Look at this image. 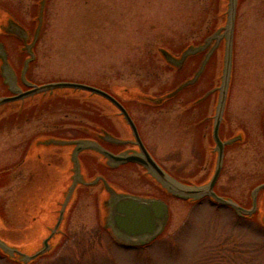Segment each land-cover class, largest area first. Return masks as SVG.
<instances>
[{
	"label": "rangeland",
	"instance_id": "rangeland-1",
	"mask_svg": "<svg viewBox=\"0 0 264 264\" xmlns=\"http://www.w3.org/2000/svg\"><path fill=\"white\" fill-rule=\"evenodd\" d=\"M41 2L42 14L40 0H0V32L10 33L7 37L0 33V51L9 65L8 70L1 71L12 89L19 87L18 74L26 57L24 73L32 82L75 81L124 98L138 120L144 143L162 165L175 174L192 179L189 181L192 186L207 184L217 157L210 138L220 97L226 46V37L216 35L214 40L209 35L227 26L228 0ZM232 42L221 136L230 138L238 134L243 137V143L230 144L226 148L219 183L228 184L224 195L244 203L249 189L264 178L263 106L259 101L257 104L249 102L262 96L264 0L237 1ZM206 43L214 48L208 60L204 57L186 79L170 89L181 78L166 66L164 68L166 56H177L183 63L184 55L181 54L186 48L201 47ZM200 76L202 81L195 91L210 85L215 88L205 106H201L204 114L211 115L207 126L201 129L205 132L201 142L190 139V135H179L174 124L178 123L181 112L168 117L171 107L159 112L139 106L148 105L137 99L143 91L149 97L155 96L148 103L163 105L172 99L157 102L164 92L193 84ZM1 78L0 73V96L9 92L1 86ZM211 92L212 89L203 97ZM52 94H58L59 98L44 100L38 106L32 103L26 117L24 113H16L14 106L17 103L0 106V109L15 111L0 117V171L19 159L23 144L35 132L44 134L52 130L65 136L72 135L68 128H73L74 121H85L86 112L91 116L105 114L115 129L120 130L116 132L118 135L131 138L116 110L103 99L69 89ZM65 98L83 100L76 103ZM238 128L244 130L245 138ZM47 141L49 139L38 140L35 144ZM67 157L62 153L59 155L64 162L59 175L54 168L47 175H40V180L32 185L25 186L20 180L11 183L0 180V207L6 208L14 221L13 228L19 226L18 209L25 204L24 198L30 200L27 202L31 205L28 216L43 217V223L28 222L30 228L26 236L17 232L4 233L0 222V237L10 249L23 255L32 254L54 231L57 216L73 183L69 177L72 163ZM83 173L89 183L98 178L91 179L92 172L84 170ZM125 173L126 176L113 173V177L120 180L116 184L108 182L112 190L120 193L129 189L136 196L160 198L166 202L168 218L154 239L147 244H133L114 235L109 229L110 195L101 192L100 184L89 186L84 182L81 184L85 187L95 188L80 190L79 196L73 198L76 203L72 205L68 201L64 210L66 216L70 207L75 206L71 209L68 226L71 237L63 238L64 220L57 235L50 240L53 250L33 264H264V227L258 221V216L264 219V204L259 206L258 216L244 221L226 208L213 206L207 199L198 204L176 199L145 176L151 184L147 186L148 182L141 180L135 170ZM0 264L13 263L0 256Z\"/></svg>",
	"mask_w": 264,
	"mask_h": 264
},
{
	"label": "flooded vegetation",
	"instance_id": "flooded-vegetation-1",
	"mask_svg": "<svg viewBox=\"0 0 264 264\" xmlns=\"http://www.w3.org/2000/svg\"><path fill=\"white\" fill-rule=\"evenodd\" d=\"M8 17L11 19V16H8ZM0 30H1V24H0ZM0 33L5 34L6 37L10 34V33H5V32H0ZM16 35L20 36L19 34H16ZM213 50L214 49L206 45L203 49L200 48L196 52V55H189L188 58L184 61V63H179L178 61H176L177 58H175L169 61L167 65H163L164 68L166 66V69L171 71L176 76H180L181 78L172 87H170V89L176 86L182 80L186 79V77L189 76L194 71V69L202 61V59L206 56L208 57L209 55L207 54L212 53ZM174 57H177V56H174ZM25 62H26V57H24V60L22 61V65L20 67V71L18 74L19 75L18 81L20 83L18 84L19 87L16 89L19 90L18 92L19 94L18 93L15 94V92L11 93L10 91L8 92V88L5 85H3V83L1 82V86H3L6 89L8 94L1 95L0 97L6 98V97H14V96L20 95L19 99L6 102L3 105L7 106V105H13V103H17L15 104L16 106H14L15 107L14 109H17L16 113L19 115L24 113L26 117L27 111L30 110L29 108L32 107L33 104L34 106H38L39 103H43L44 100L47 101V99L50 100L51 98H54V100H56L59 98L58 94H52V93L54 91H57V90L59 91V90H64V89L47 88V89L37 90L38 88L43 87L45 85L57 83L60 81H52V82H47V83L30 81L26 77V74L22 75V70L24 68ZM201 81H202V78L200 76L197 79V81H195L192 85H190L189 87H186L184 90H182L177 95H175L172 99L166 101L163 105H153V106L150 105L151 106L150 107L149 105L139 104V106L145 107L150 110L159 111V112L171 107V109H169V111L167 112L168 117L175 112H177L178 114L179 112H181L178 115V123L175 122L174 124L175 128H177L176 130L179 131V135H182V136L190 135V139L195 138V140L198 139L201 142V140L205 136L204 134L205 132H203L201 129L204 125L207 126V122L211 120L210 119L211 115L209 113L204 114L203 108L201 106L204 105V103L207 100H209V98H211L210 96L212 95V93H209L205 97H203V94L213 89V86L210 85L208 88H205L204 90L195 91L194 89L198 86V84H200ZM262 86H263L262 96L261 95L259 97L257 96L255 99L249 100V102L252 101V103L256 102L257 104V101H259L258 102L259 105L263 106L262 112H264V94H263L264 93V78L262 79ZM69 90L74 91V92L77 91V90H72V89H69ZM104 92L110 95L120 105V107L126 112L130 121L133 123L134 127L136 128V131H137V134H138V137L141 143L144 145L145 149L151 155L153 160L159 165V167L166 174H168L169 177H172L175 180L181 181L184 184L191 181L192 179H189L188 177H184V175L175 174V172H173L172 170L165 168L162 165V163L159 161V159L155 157L151 149L144 143L142 136L140 134V125L138 123V120L134 117V115L129 109L130 103L124 98L122 99L121 97H118L112 93H109L106 91ZM160 92L162 93L163 91H160ZM88 94L92 95L90 93ZM97 97H99L100 99H103L107 104L111 105L116 110V113L119 115V118L122 120V122L128 128L131 134L130 139L125 138L121 135H118L117 133L120 130H118V128L115 129V126L111 123L110 118L107 117L105 114L102 115L100 113L99 115L91 116V115H88V113L86 112L87 118H85V121H74V124H72L73 128H68V130H71L73 132L72 135L65 136V135H62V133L60 134L59 132H53L52 130L51 131L48 130L49 133L45 131L44 134L35 132V134L31 136L29 139H27L25 143L23 144L21 151H20L19 159L9 164L8 166H6L0 171V180H2L3 182L7 181L8 183H11V181L14 182L15 180H20L19 182H22L25 186H27V184L32 185L34 181L40 180V177H41L40 175H47V173H49V170L52 171V169L54 168H55V171L57 172V175H59L58 172L62 170L61 168H63L64 166V162L63 160H61L62 158L59 159V155L61 153L64 155H68L69 160L73 163L72 159L74 158V151L77 150L79 147L81 148L80 152L78 153V161H79V166H80L79 167L80 168L79 177H82V180H85L84 173H83L84 170L87 173L92 172L90 173V174H93L91 176L92 178L91 177H88V178L94 179L98 177L99 179L98 178L97 179L99 181L103 179L113 184H116L117 180H120L119 178L113 177V173H117V172H120V174L126 176L125 172L135 170L137 175L141 178V180L146 178L142 175L145 172V169L142 168L140 165L133 163V162L119 163V162L109 159L107 155L105 154V153H108L112 156H117L121 154H135V153H139V149L136 144V138L134 137L133 131L130 125L128 124V121L125 118L122 111L110 100L104 97L98 96V95ZM65 99L69 101H75L76 103L81 102V100H83L80 98H72V99L65 98ZM6 109L7 108L0 109V117L3 116V114L6 117L10 115L12 111H14L12 109H9V111ZM177 109H179V111ZM262 117L263 118L261 119V131H262V135L264 138V115ZM221 121L218 127V136L221 142L225 143L222 149L223 157H224L226 148L230 146L229 144H232V145L242 144L243 137L237 134L236 136H232L230 138H223L221 136V125H222ZM214 123H215V120L213 122L210 140L213 141V144L215 145L214 151H215V155H217L218 150H217V146L213 140V135H212ZM238 131L239 133H242L245 138L244 130L242 128H238ZM236 137H238V139H235ZM45 139L47 140L49 139V141L35 144L38 140L44 141ZM59 140H62V141H59ZM246 140L244 141V143L246 142ZM63 141H77L79 143L77 144L73 143L71 145L70 143H66ZM86 146H90V147L92 146V148L86 149ZM133 149H137L138 151L137 150L135 151ZM100 158H102L103 161H100ZM87 165L89 167V172H88ZM222 166H223V158H222V165L220 168L219 176L213 187V192L218 197H223L224 199L233 200L238 205L243 207L245 210H248V211L251 210L250 215L244 214L243 218L253 220L256 217V215L260 213L261 211V207L259 206H261V204H264V178L261 179L259 182H257L254 186H252L251 189H249L246 198L244 197L245 202L239 203L237 199L224 195V192L227 190L228 184L221 185L219 183V178L222 173ZM124 168H126V171H122V169ZM74 169L75 168L72 166L71 172H70L71 174L69 175L71 180H74L77 176ZM61 176H63V174ZM144 180L146 181V179ZM195 180H197V178ZM148 181L149 180L147 179L146 182ZM146 185L151 186L149 182ZM84 188L90 189L89 187H85L81 185L77 190V196H79L80 190ZM92 188H95V187H92ZM124 193L134 195L132 191L129 189H127L126 192L124 191ZM142 193H138V194H142ZM24 200H25V204L21 205V207L18 209V213H19V216L17 217L19 221L18 227H14V228L12 227L14 221H12L11 218L9 217L8 212L6 211V208L4 206H2L3 209L2 207H0V222L2 223V230L4 233L9 234V233L17 232L20 235L25 234L26 236L27 229L30 228L27 226L28 222L34 223L38 221L39 223H43L42 216H39V215L38 216L36 215L28 216L31 211L30 210L31 205L27 204V202H29L30 200L27 198H24ZM74 207L75 206H72V208ZM72 208H70V210L68 211L65 217L66 219H65L64 234H63L64 240H67L71 237V233L68 231L69 230L68 226L71 223L70 213H71ZM226 209L230 210L228 207ZM259 220H260L261 225L264 226V220H262V218L261 219L258 218V221ZM0 239L2 238L0 237ZM17 257L19 261L13 258H10L5 253L3 256L4 259H6L7 261L13 264H24L22 260L24 256L23 258L21 256H17ZM24 260L26 259L24 258ZM34 262L36 261L33 259V260H29L28 263L26 264H33Z\"/></svg>",
	"mask_w": 264,
	"mask_h": 264
},
{
	"label": "water",
	"instance_id": "water-1",
	"mask_svg": "<svg viewBox=\"0 0 264 264\" xmlns=\"http://www.w3.org/2000/svg\"><path fill=\"white\" fill-rule=\"evenodd\" d=\"M237 1L238 0H228L229 11H228V16H227V26L218 28L216 32H214L213 35L211 36L214 39L215 38L217 39V37H215L216 35L217 36L219 35L220 38L226 37V46H225L224 72H223V77H222L220 97L218 101L215 123H214L213 133H212L214 142L217 146L218 156H217L216 168L214 170V173L211 179L209 180V182L205 185L187 186L169 177L153 160V158L150 156V154L147 152V150L141 143L138 137L136 128L134 127L133 123L130 121L126 112L120 107V105L110 95H108L104 91L98 88H95L93 86L75 83V82L52 83V84H48L43 87H40L37 90L47 89V88L49 89L71 88V89L87 91L92 94H96L98 96H101V97H104L110 100L122 111L125 118L127 119L128 124L130 125L133 131L134 137L136 138V144L138 146L139 153L122 154V155H117V156H112L108 153H105L109 159L119 162V163L133 162V163H137L143 166L147 170V172L160 183V185L163 188H165L169 193H171L172 195L178 198L188 200L189 202H194V201H198L202 199L205 196H208L212 198L213 200H216L219 203L230 205L241 216H244V214L250 215L251 210L250 211L245 210L241 208L239 205H237L235 202H233L232 200L218 197L213 192V187L220 173L222 157H223L222 149L225 144V143H222L221 140L219 139L218 127L220 124L222 112L224 110V104H225V99H226L227 89H228V84H229V78H230V69H231V62H232V41H233V31H234ZM40 3H41L40 9H41V14H42V8H43L42 3L43 2H41L40 0ZM221 30H223L224 32H221ZM188 49H191V48H188ZM194 50H187V52L184 55H187L193 52ZM0 63H1V66H0L1 76L6 79L2 71L4 69L8 70L9 65H8V62L4 59V56L1 53V51H0ZM187 85H189V83L179 86L172 93H177L178 91H180V89H182L183 87H186ZM19 97L20 95H17L14 97L0 98V105L6 102L17 100L19 99ZM86 147L92 148V146L91 147L86 146ZM80 149L81 148L79 147L77 151H79ZM75 163H76L75 164L76 175H78L77 173L78 163L77 162ZM78 181H79L78 178H76L73 181V184L70 186L67 197L65 198L66 200L63 203L62 208L59 212V216H58L56 225L54 227V231L52 232V234H50L48 237L44 239L43 244H41L40 247L35 252H33L32 254L23 255L17 250L10 249L3 241H0V251L2 253L7 254L8 256L12 258H14L15 256H21L23 258L24 256L26 260H24V258L22 260L25 263H28L29 260H33L38 256L49 253L53 249V245L50 243V240L62 221L64 210H65L68 200H70L69 201L70 203L73 199V195H72L73 189L74 187H76L75 185H77L76 183ZM106 189L108 191V194L110 195V201L108 204L109 205V222H110L109 229L112 230V233H114V235H116L117 237L130 240L132 241L130 243H133V244L134 243L147 244L160 233L161 227L163 226V224L166 222L168 218L167 205L162 200L118 193V192L113 191L112 188L109 187L107 184H106ZM262 220L264 219L262 218ZM134 240L137 242H135Z\"/></svg>",
	"mask_w": 264,
	"mask_h": 264
},
{
	"label": "trees",
	"instance_id": "trees-1",
	"mask_svg": "<svg viewBox=\"0 0 264 264\" xmlns=\"http://www.w3.org/2000/svg\"><path fill=\"white\" fill-rule=\"evenodd\" d=\"M164 100L163 101H165L166 99H169V97L168 96H165V98H163ZM153 101V100H152ZM158 101H160V100H157V102ZM60 141H62V140H60Z\"/></svg>",
	"mask_w": 264,
	"mask_h": 264
}]
</instances>
